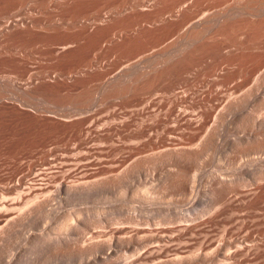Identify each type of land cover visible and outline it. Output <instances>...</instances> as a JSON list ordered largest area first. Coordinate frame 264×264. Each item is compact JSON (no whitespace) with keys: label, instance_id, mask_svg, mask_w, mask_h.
<instances>
[{"label":"rangeland","instance_id":"1","mask_svg":"<svg viewBox=\"0 0 264 264\" xmlns=\"http://www.w3.org/2000/svg\"><path fill=\"white\" fill-rule=\"evenodd\" d=\"M31 1L34 3L33 0H31ZM31 1H30V5L32 6L33 3ZM27 4H29V1ZM26 10H28V11L31 10V11L26 12ZM26 10H25V12L18 13L16 16L15 15L14 16L16 18H18V15L21 16L24 13H26V15H30L29 13H31V12H33L31 15H35V16H39L38 14L40 12H41L40 16H44V15L46 16L47 14H49V13H47L48 12L47 10L43 11L45 14H43L42 11L38 12V11H35L34 9H33L34 10L33 11L31 8H28ZM34 12L37 13V15ZM14 16H12V18L11 17L10 18L16 19ZM2 18H5V19H2ZM0 19H1L0 20V31H1V27L5 23L4 21L9 20V17H1ZM0 37H2V36H0ZM2 38H0V45H4V46L8 47L9 52H10L9 54H11L10 55L11 57L18 58V55H19V58H20V56L21 57L23 56V55H21V54H23V52L20 49L18 51L17 48H14L16 46L22 47L26 50L30 49V51L33 50V52H31L32 56L29 57L30 59L28 62V67H30L33 71L40 69V66H42V64L46 65V66H51V64H49V63L45 64L43 62V61H45L44 59H40L41 57H43L41 55V53H42L41 49H39L40 50L39 51L37 49V46L35 45V43L32 40H28V39L26 40V39H20V38H10L9 39L7 37H5L3 39ZM1 39H2V41H1ZM160 44L161 45L158 44L157 46L155 44H153V46H150L149 49H147L146 51L141 52V53L138 52V53H134V54L133 53L129 54L126 52H125V55H124V52L119 53V54L116 52L113 53L112 49L108 48V47H107V49H105L107 51L103 50V51H100V53L98 52L96 54L97 55L96 59H98V61L102 64V66H103L102 68L105 69L107 66H109V67H107L109 69H105V71L102 69L103 79L106 80V77L109 76L107 79V80H109V79H112V77L114 78V77L118 76L119 73H121L123 71L126 64L131 65L135 62H140V61H141L140 63L143 64V63H146L148 61V59H153L154 57H156L155 55H157V54L159 55L161 53L162 50H160V49L164 48L163 47L164 44L163 43H160ZM160 46H161V48L159 49ZM12 47L14 49H12ZM153 47H154V49H153ZM108 50H110V51H108ZM16 51H18L20 54L17 53ZM34 52L38 56H36L34 54ZM145 52L146 53L151 52V53L148 57L143 58V55H144L143 53H145ZM14 53H16L18 55H15ZM152 53H154V54H152ZM99 55L103 58H100ZM104 55H105V57H104ZM140 55H141V57H140ZM35 57H37V58H35ZM142 58H143V60H141ZM36 60H39V62H37ZM105 60H107V62H105V64H104ZM107 63L109 65H106ZM195 67L197 68V66H194V68H192L189 71V73L192 74L193 76L196 74L194 77H197V72H196L197 69H195ZM121 68H122V71H121ZM262 68L263 67H261V69ZM18 70H20V68L18 66H16V64L13 61H11V60L3 61V62H2V60L0 61V79H2V80H0V84L3 87L2 88L0 86V89L2 91V94L0 96V104H7V107H8V108L6 107L4 109H0V199H2V200L6 199L7 201L9 200L8 202L5 201L6 203L4 201H2L0 205L3 206L2 204H6V208H8L7 205H9V207H11V209L13 206L16 207L19 205V207H20V209L16 208L17 210L16 211L14 210L15 211L14 213H13L14 207L12 210L10 209L12 212L8 208L10 213H9V211H5L6 210L5 205L3 206V208L5 210H3V208L0 207L1 208L0 210H2V211H0V219H2V220H0V264H102V263L104 264L105 262H106L105 264H107V259L108 260L113 259L112 261H109V264H110V262L111 263L113 262L112 264H114V262H115V264H116V259L118 262L117 264H119L120 260L121 261L123 259L127 260L128 257L124 258L127 253L128 254L130 253L129 256L136 253V252H134L131 254V252H133L134 250L131 249L132 250L131 251L129 249L130 247L132 248V244H133L132 242L133 241H136V239L139 236H141L142 233L144 235V234L156 232V231L160 232V234H164L162 236V238L165 236L164 242L166 241V244H169V247H168V245L166 246V244L162 245V243H164L163 242L164 238L159 239L158 240L159 242L158 241L153 242V240H152V242L155 244H156V242H158V245L165 246V249L163 248V251L159 250V248H158L159 246L157 244L156 245L155 244L150 245L151 244L150 240L148 242L144 241L143 243H141V246L143 247V245H145L147 248L144 249L145 246L143 248H140L141 246H139L140 249L138 248L136 250L137 253L139 251H142L141 249H143L144 252L143 253L141 252L140 254L138 253V255H140V258L136 255L137 253L134 254V255H136V257H138L137 259L134 258V260H132L130 257V259H131L130 260L128 258L129 261H131V263H129V264H160L159 262H161V263L163 262L162 264H178V263L179 264H203V261H205L204 264H212V263L215 264L216 262H217L216 264H218V259H219V261L222 260L221 262H219V264L220 263L223 264L224 260L221 258L225 259V257H224L222 252L225 251L224 253H226V250L229 247L231 248L232 244H233L232 247L236 248L237 250L234 248H231V249L229 248V250L230 251L232 250V251L229 252V250H227L228 252L225 255L229 256V253H232L230 255L231 256L234 255V257L230 258L228 260L225 259V261L227 260V262H228L230 260V261H232V264H234V263L235 264H264V257H263L264 256V215H263L264 214L263 213L264 212V207H263L264 205H261V204H264L263 200H262V203H261V201L258 200L261 206L257 203L258 201H255V202L259 206L255 202H254L255 205L253 204L255 207L252 205H246V204L243 206V203H241V202L244 201V196H242V195L246 191H244L243 190L244 188L242 189V187H241L240 191L238 190V193H236L234 191H229L228 193H231L232 196L227 193L226 196L230 195V197L228 196L227 197L228 199L225 198V199H223V201L222 200L216 201L217 199H215L216 198L215 193H213V195H215V196H213L214 200L211 199L212 198V191L215 189V184H217V182H219L220 180L226 181V179H228L227 181H229V179H231V178H232L231 180H233L238 175L240 176L241 174H243L245 171L248 170V168H249L248 166L250 165V159L252 157L263 155L264 150L263 151H258V150L254 151L253 155H255V156L252 155V152L250 153V150H249V152L247 150V153L245 151L246 154L243 153L245 149L250 148L248 145L249 141L251 139L250 136L252 137L256 133V131H258V130H257V128L256 129L253 128V130H252L251 125H249V123L243 118V116H239V115H241L242 112L238 111L237 114H236V112L231 113L228 116L229 118L226 115L227 119L225 117L222 118L220 113L217 112V111L220 112V109H221L220 107L222 104L221 100L222 99L225 100L226 98H228L227 94H229V96H230L233 92L232 91L233 89H235L236 93L233 92L232 95H233V97H235L238 94H241L242 92L244 93L245 90L246 91L248 89L250 90L252 88L251 84H253V86H255L254 84L256 83V81H255V83H253V82L256 79L255 77H256L258 72H255L254 73L255 75L253 74V75H249L248 77H243V79H242V77H240V78L239 77H233L224 83H221V84L219 83L216 85H209V86L207 85L206 81H199L198 78L196 79L193 76H190L188 73L189 78L195 79L192 81L193 83L195 82V84L193 85L194 88L196 87V90L200 91V92L204 91L203 94H206L207 91H214L215 89L218 90L220 87H223L225 90L223 88L221 89V91H220V89L218 90L219 98H220L219 99L220 103L218 102L219 104L215 103V101L213 102L214 105H212L211 103H207L206 97H204V100L202 101V103H204V105L205 104H211L212 105V107H211V114L212 115H210V117H208L207 119H203L204 121L203 120L201 121L200 128L196 132L191 133L187 136H182L178 133H173V134L171 133V135H170L169 132L166 131V127L170 128L171 125L174 124V122L171 121V120H173L171 118L173 116V112L171 115H167L165 119L163 118L164 117L163 111L168 107V102L166 100H164L165 94L163 93L162 89L157 88L161 93L160 92L156 93L158 91L157 89H155L156 91L150 92V93H153V94H151L152 96L146 91H142V93L140 92V94H138V96H137L138 98H142L141 99L142 102L140 104H136V102H132L129 99L121 98L122 96H120V98H117V97H119L117 95L115 97L110 98L111 101L109 99H108L109 100L108 101V100H99V99L95 98L96 103H95V99H93V101H91V103L93 102V104H95V105L90 103L89 106L92 105L91 106L92 108L91 107L89 108V106H88L87 107L88 109L84 108V110H83L84 112L82 111L80 114V110L77 109V108H80L78 102L76 101V103L78 105H73V103H72L73 101H71L72 98H68L67 96H65V98L64 97L62 98L63 95H61V94H60L61 95V97H60V95H58L57 93H55V94H49L48 93L47 94V92L38 91L37 92L38 94L36 93L34 96H32L30 98L27 97L28 100L25 99L26 97H22L21 95H20L21 97L18 96L19 91L17 90V88L15 86H13L15 83L17 84V83L22 82V81H20V79L15 77V75L18 76V73H19ZM194 71H195V73H194ZM110 76H112V77H110ZM210 78H212V77H210ZM191 79H190V81H191ZM249 79H250V81H249ZM238 80H240V81L242 80V82H238ZM247 81H249V82H247ZM6 82L8 84L10 83L11 87L8 84H7L8 86L3 85ZM13 82H14V84H13ZM199 82H200V84H199ZM231 84H233V85H231ZM195 85H197V86H195ZM203 85H204V89H203ZM220 85H222V86H220ZM12 86L16 90L12 89ZM243 86H245V87H243ZM6 87H8L9 89ZM230 87H231V89H230ZM4 88H6V89L3 92ZM246 88H248V89H246ZM201 89H203V91H201ZM236 89H237V91H236ZM254 89H255V87L252 88L251 90L253 91ZM262 90L264 91V89L262 88L261 90H259V92H262ZM6 91L9 94L5 93ZM226 92H228V93H226ZM12 93H14V94L12 95ZM248 93H250V92L248 91ZM143 94H146V96L145 95L142 96ZM156 94L160 95V96L157 97ZM161 94H162V96H161ZM222 94H224L226 96H224ZM245 95H247V94L245 93ZM153 96H155V98L156 97L157 98L155 99V98H153ZM238 96H244V94L243 95L241 94ZM66 97H67V99H66ZM95 97H98V95H96ZM6 99H8V100L6 101ZM21 99L22 100L24 99L26 101L24 102V100L22 101ZM69 99H70V102L67 101ZM147 99H149V100L152 99L154 102L161 101V99L164 101L160 102L162 105H158V107L155 105H153V106L151 105L154 108L156 107L157 108V109L155 108L156 110L150 106L149 108H145L144 111H141V112H143L142 115L144 117L141 115V112L138 113L139 115L138 114L134 115V117L132 118V120L130 122V127H129V129L132 128L131 134L129 132L128 133L126 132V134H128V135H126L125 133H123L124 136H123V134H118V136L115 135L114 137H116V138L113 137L112 138L113 140H111L109 142L105 141L103 143V141H102V145H104V146L100 145L99 143H101V142L97 141L95 139L94 140L97 143L96 142L93 143L92 141H94V140H92L90 142V144L92 146H93V144H96L95 146L98 145L97 147H99V148H97L95 146H93L91 148H87L86 146L83 147V145L78 144L76 139L72 138L71 136H68L67 133H64L61 130L63 128L62 124H59L60 123L59 120L61 121V119L64 118L63 116H65L64 113H66V115H71V114L73 115L75 113L74 114L75 116L78 115L80 117V116L84 115L85 112L91 111V114L89 116H88V114H87V116H85V115L82 116V119H84V121H85L84 125H87L90 122H93V123L95 122L94 127L97 124H100V126H101V125H103L101 123H104V122L109 123L112 120L114 121V118L118 121L123 116H127L131 112L128 110H131V108L133 111H135V109L137 110V108H139L145 102H147ZM1 100L4 102H1ZM73 100L75 101V99H73ZM11 101H13V102H11ZM31 101H33V102H31ZM122 101H123V103H122ZM16 102H17V104H16ZM183 103L181 104L182 107L183 106L188 107V104H187V103H189L188 101L185 102V105ZM20 104H23L26 107H24L23 105H20ZM186 104H187V106H186ZM11 105L12 106L13 105L19 106L20 111L17 112L15 110H13L12 107H10ZM35 105H37L36 107H38V108H36ZM181 105H179L178 108L181 107ZM21 106L24 108H22ZM95 106H96V108L98 106V108L95 109ZM213 106H215V107H213ZM126 108H127V111H126ZM160 108L162 109V111L159 114L160 120L157 121L158 123L157 122L153 123V121H150V119H149L151 116L150 113L152 114V113H154V111L157 112ZM213 108L214 109L216 108V109L214 110ZM93 109H95L96 112L98 111V113H96L95 111H93L94 112L93 113L92 112ZM147 109H148V112L146 111ZM5 110H7V111H5ZM122 110H124V112ZM212 110H214V111H212ZM145 111H146V113H145ZM113 112H115V113L113 114ZM119 112H121V114L123 116L121 114H120V116H117V115H119L118 114ZM82 113H84V114H82ZM124 113H126V115ZM147 113H148V115H147ZM215 113H217L218 115L217 114L216 115L223 119V120H221L218 117L219 122L221 121L220 123L218 122V120H217L218 118H217V116H215ZM56 115H58V116L62 115V118L58 117ZM113 115H115V116L113 117ZM146 115L148 116L147 118H146ZM75 116H72V117H75ZM135 116H137V117H135ZM77 117H75V118H77ZM94 117H95V120H94ZM139 117H141V118H139ZM241 117L245 121L242 122L241 121L242 119H240ZM211 118H212V120H211ZM80 119H81V117H80ZM110 119H111V121H110ZM145 119H147V120H146V122L144 121L145 126H144V130H142L144 132L137 131L136 129H137L138 122H140V120L143 121ZM166 119H168V121H166ZM100 120H102V121H100ZM48 121H50V122H48ZM107 121H109V122H107ZM117 121H114V122H117ZM149 121L151 122L150 124H149ZM164 122H166L167 124L166 123L164 124ZM211 122H215L216 124L214 123L215 124L214 125ZM244 122H247L246 124H248V126ZM152 125H154V126H152ZM163 125H165V126H163ZM203 125H206V126H203ZM212 127H214V129ZM148 128H151V129H148ZM202 128H204V129H202ZM163 130H165V134H163L161 132ZM134 131L136 134L134 133ZM198 131H201V133H199ZM251 131L252 132L254 131V134ZM132 133H134V136ZM140 133H141V135H144V136H141ZM159 133H160V135H161V133L163 134V135H161L163 138L159 136ZM166 133H167L168 137L166 136ZM195 133H197V134H195ZM250 133H252V134H250ZM64 134H65V136H64ZM129 134L132 136H130ZM176 134H177V136H176ZM172 135H175L177 137V139H175V136H172ZM178 135H180V136L178 137ZM192 135H194V136H192ZM195 135H196V137H195ZM169 136H172L171 139H169L170 138ZM156 137H158V138L156 139ZM204 137H206V138H204ZM179 138H181V139H179ZM174 139H175V141H174ZM169 140H171L172 142ZM112 141H114L113 143H115V142L118 143V146H116V143L113 145ZM178 142H179V144H178ZM206 142H208V143H206ZM174 143H176V145ZM110 144H111V147H110ZM168 146H169V148H168ZM175 146H177V148ZM186 147H187V150H189V151H193V150H191V148H193L194 149L193 152H195L197 150L196 147H198V149H200V151L202 153L200 151L198 152V150H197L198 153H196V154L194 153L192 155L193 156L192 158L194 160L190 159L192 162L190 160H183L184 163L181 162V164H180L181 168H179L178 158L173 157V156H175V154L172 157H168V155L167 156L163 155L162 156L163 158H160V164L159 163L156 164L157 162H155V161L157 159L152 160L153 159L152 157L158 154L157 153L154 155V153H156V151L157 152L160 151L159 153L163 154L165 152L163 150L168 149V152L169 151L173 152L172 150H174V148L175 149H182V148L186 149ZM116 148H117V150H116ZM170 148H172V149H170ZM241 148H243V150ZM109 149H110V151H109ZM84 150H85V152L87 151L89 153H87V152L85 153ZM94 150H97V151H94ZM107 150L109 152H106ZM82 151L84 152V156L80 155V154L83 155V153H81ZM91 152H93V153H91ZM236 152H240V153L236 154ZM259 152L262 154L259 155ZM65 153L66 154L69 153L72 156H69V154L66 155ZM75 153L77 154V156L75 155ZM110 153H112V154H110ZM96 154L99 155V159H100V157L103 158V161L101 160V163L98 160V156L94 157V155H96ZM150 154L152 155V157ZM108 155H110V156H108ZM113 155H115V156H113ZM194 155H195L196 159L194 158ZM198 155H202V156L198 157ZM238 155H239V158H238ZM250 155H251V158L249 157ZM111 156H113L114 158H117V159L115 160ZM147 156L150 159L146 158ZM240 156H241V158H240ZM84 157H86L87 159L90 157L89 159L90 160L92 159L93 162H90V163L88 162V164L85 163L84 161H86L87 159ZM105 157H106V159H104ZM144 157L147 159V161H149V160L150 161L147 163L146 159H143ZM60 158H61V160H60ZM108 158H110L109 159L110 161L107 160ZM199 158H201V159L199 160ZM62 159H64V160H62ZM89 159L87 161H89ZM93 159H95V160H93ZM111 159H113V160H111ZM142 159L146 163H144V164L141 163V161H143ZM167 159L169 160V162ZM171 159H172V163L170 166L169 163H170ZM75 160H76V162H75ZM81 160L82 161L84 160L83 163ZM96 160H98V161L95 163ZM137 160L138 161L140 160L141 164L140 163L137 164L138 163ZM195 160H196V162H195ZM197 160H199V161H197ZM65 161L68 163H66ZM151 161H153L152 165L154 164L155 165V166L153 165L154 167L152 165H148ZM165 161H167L168 163ZM64 162H65V164H64ZM69 162H72V163L70 164ZM111 162H114V163L111 164ZM173 162H175V164ZM190 162H191V165H190ZM55 163H56V166H58V168L55 166ZM135 163L137 165V169H136V167H134ZM247 163H249V165ZM61 164H64V165L62 166ZM109 164H111L112 166H110ZM161 164H163L164 167H162ZM183 164H185V165L183 166ZM193 164H195V166L190 167ZM59 165L62 166V167H60L62 170L59 168ZM99 165H100V168H98ZM138 165L140 167H138ZM142 165H145V166L148 165V166L147 167L143 166V167H145V168H143ZM160 165H161V167H160ZM172 165L175 166V168L177 167V165H178V167L176 169L174 168L175 170H173ZM200 165L203 167H201ZM49 166H50V168H49ZM82 166H83V168H82ZM89 166H92L91 169L89 168ZM96 166H97V169L95 168ZM168 166H169V168L171 167L170 169H171V171L173 170L172 172L170 170H168L169 169ZM43 167H44V169H43ZM75 167L77 168V170ZM85 167H86V169H84ZM152 167H153V169H152ZM45 168L46 169L48 168V171L52 170V173L47 172V170ZM70 168L71 169L74 168L75 170H72V173H71ZM138 168H140L141 170ZM189 168H192V174H191L192 176H190L189 178L187 176L183 177V182H185V183L183 184V182H182L181 184H183V185L182 186L179 185L180 188H177L179 186H176L178 191L172 185H171L172 187L170 188V183H168V181H166L168 179V175H166V174H168L170 172L172 174L173 172L177 171V169H179V170L180 169H186L185 171L188 170L191 172V169H189ZM33 169L35 170V172L33 171ZM40 169H42V171H40ZM56 169L61 170V172L58 170H57L58 171L57 172ZM66 169H68V170L66 171ZM82 169H84V170H82ZM44 170H46V171H44ZM79 170L80 171L82 170V171L79 172ZM86 170H87V172H85ZM166 170L170 171V172H167ZM36 171L42 172L43 175L42 176L37 175L38 177H36V175H35V173L37 174ZM93 171H94V173H93ZM147 171H149V172H147ZM159 171H160V173H159ZM45 172L49 173V174H46ZM64 172L66 174H64ZM67 172H69L70 174L67 175ZM75 172H76V174H74ZM190 172H184V173H185V175H187V173H188V176H189ZM33 173L35 175L34 178L32 176ZM82 173L86 176L81 177L80 175H82ZM144 173H145V175H144ZM152 173H153V176H152ZM50 174L52 176H49ZM71 175H72V177H71ZM77 176H79V177H77ZM21 177L24 179H22ZM39 177L41 178L40 180H38ZM47 177H49L51 180ZM63 177H65V178H63ZM68 177L74 181L78 178V180H76L75 182H78V181L82 182L81 180L87 182V180H90V179L91 180L88 182V184L86 183V184H83L80 186H78V185L73 186L74 188L70 189L73 191V193L70 190L65 191L63 189H58V184H59V182L63 181L62 179H66V181H68V180L71 181V179H69ZM83 177H85V178H83ZM20 178L22 179L23 184L26 182L23 186L25 191L24 190L20 191V189L18 191V188L12 187L13 184H15L16 181ZM42 178L43 179L46 178L45 181ZM26 179H27V181H26ZM29 179H30V181H29ZM162 179H166V180L163 181ZM190 180L193 182H190L188 185V182ZM31 181H32V183H29ZM120 181H122V182H120ZM33 182L35 184H33ZM42 182L44 184H42ZM145 182H147V183L145 184ZM152 182L157 184L158 186L160 184L161 185L163 184L162 186L161 185L159 186V190H160L159 193L155 192L156 190H158L157 189L158 186L157 185L155 186L154 184L152 185ZM36 183H37V185H36ZM39 183L41 185H48L47 186L48 190L47 189L44 190L40 195L37 194V195H39L38 197L35 194L34 197H36V198H34L33 196H25L24 195V193L26 192V189L28 188V186L30 184H31L30 186H32V185L39 186L40 185ZM191 183H193V184H191ZM165 184H166V186H165ZM25 186H26V188H25ZM167 186H169L168 187L169 189H167ZM78 187L79 188L84 187L85 189H83V188L79 189ZM141 187H143V188H141ZM149 187H153L156 190L153 191L152 190L153 188L150 190ZM21 188H22V186H21ZM75 188H78L79 191H77L78 189H75ZM144 188L145 189L147 188L149 191H153L152 194L150 192L149 193L150 196H149L147 192H144L145 194L147 193L146 194L148 196L147 197L143 193ZM173 188H174V191H173ZM191 188L193 190H191ZM80 190H81V192H80ZM85 190H86V192H85ZM136 191H138V192H136ZM141 191H142V193H141ZM190 191L192 193H190ZM19 192H21V193L19 194ZM44 192H47V194H45ZM233 192L235 194H233ZM142 194H144V197ZM237 194L238 195L240 194L241 196L239 195V197L236 198V196H238ZM19 195H21V196L19 197ZM151 196H153V197H151ZM22 197H23V200H22ZM27 197H28V199H29V197L33 198V199L27 200V202H26L24 200ZM12 199H14L15 201L12 202L13 201ZM207 200H208V203L213 202L216 204H220L221 206L224 205V207L221 208V206H218V205L215 206V207H217L219 212L217 209H216L217 212L214 210L215 213L213 214V216H210V214L205 213L203 215L206 216L208 214L206 216L207 219H205V216L202 215L203 216L202 219L200 217L199 218L200 221L197 222L198 214H196L194 212V214L197 215V217H195V215L192 214L193 210L195 208H196L195 211L198 209L196 206H199V208H201L204 205V202L206 204ZM238 200H240L239 201L240 204L238 203ZM23 201H24V206L22 204ZM10 202H12V203H10ZM15 202H16V205L13 204ZM221 202H222V204H221ZM25 203H26V205H25ZM234 203L235 204L237 203V205H235ZM199 204H201L202 206ZM216 204H214V205H216ZM20 205H22V206H20ZM215 207H213V209H215ZM218 207H220L221 209ZM242 207H244V208H242ZM39 209H40V211H39ZM188 209H189L190 213H188ZM190 209H192V212ZM246 209L248 211H246ZM167 210H168V212H165ZM199 210H197V211H199ZM240 210H243V211H240ZM249 210H251L250 211L251 213L249 212ZM257 210L259 211L260 214L258 213ZM260 210H262V211H260ZM212 211L213 210H211V213L214 212V211L213 212ZM186 212H187V214H190L191 216L194 215L192 219L197 218V220H196L197 223L194 224V227H193L194 229L192 228L191 231H185L184 232V231H180V230H182V225L180 226V224H183L185 222V220L183 218L185 217ZM172 215L175 218H177L176 215H179V217H180V215H182L183 218L182 217L181 218L183 219V222L182 223L179 222L180 224L176 225L175 223H177L180 219H179V217H178L179 220L174 219ZM214 215H216V216H214ZM13 216H14V218H12ZM129 216H131V218ZM171 216H172V218H171ZM199 216H201V215H199ZM9 217L11 220H9ZM169 217L172 219V221L170 219L168 220ZM67 218H68L67 223H69L67 225H69V226H67L66 223L62 224V222L65 221ZM220 218H221V220H220ZM237 218L239 219V221ZM256 218H257V220L259 219V221H257ZM6 220H7V223L5 222ZM166 220H167V222H166ZM173 220H175L174 221L175 223L173 222ZM71 221H72V223H71ZM170 221H171V223H170ZM180 221H182V220H180ZM205 222H207L208 225H210V223H211V225L208 226ZM133 223L135 224V226ZM75 224L76 225L78 224L77 225L78 227L76 226V228H75L74 227ZM121 224H122V227H125V228H119V230H118V227L119 226L121 227ZM137 224H138V226H137ZM172 224H175L176 226L174 225L175 227H172L171 226ZM197 224H198L197 229L199 231L198 230L196 231V228H195V227H197ZM199 224H200V227H199ZM205 224L207 226L204 227L203 225H205ZM139 225L142 228L139 227ZM237 225H239V226H237ZM159 226H160V228H159ZM163 226H165V227H163ZM65 227H66V229H65ZM157 227L159 228L158 230L156 229ZM203 227H204V229L200 230V228H203ZM149 228H152V230ZM153 228H155V229H153ZM161 228H162V230H161ZM172 228H173V230H171ZM114 229L115 230L117 229L118 231L116 230V232L114 233L113 232V231H115ZM175 229H176V231H175ZM128 230H129V232H127ZM131 230H133L134 232L136 231L138 234L132 232ZM125 231L127 234L124 233ZM206 232H208V233H206ZM113 233L116 235H114ZM168 233L173 234L172 236H174V237H172L170 235L168 236L167 235ZM192 233H194V234L196 233L195 237L192 235ZM118 234H120V235H118ZM125 234L127 236L129 234V236L124 237ZM119 236H121V237L123 236L122 237L123 239H121V237H119ZM135 236H137V237H135ZM254 236L257 238L255 239ZM131 237L133 238V240ZM185 237H187V238H185ZM129 238H131V239H129ZM215 238L217 240H215ZM252 238H254L255 240L258 239L256 242L261 240L260 242H262V243H260V249H259L260 251L258 250L259 252H257L255 255L253 253H249L248 254L249 256L248 255H242L243 249L240 246L245 244L246 240L248 242V240H250ZM124 239H126V240H124ZM202 239L203 240L207 239V240L203 243ZM242 239L244 240V243L241 244V243H239V241ZM119 240L120 241L122 240L121 242H123V240H124V242L121 243V242H119ZM170 240L172 241L171 244H170V242H171ZM193 240L195 242H193ZM201 240H202V242H201ZM223 240H225V241H223ZM167 241H169V242H167ZM175 241H177L176 244L175 243L173 244V242H175ZM182 241L183 242L186 241L189 245L185 246L184 244H187V243L185 242L184 244H182L183 243ZM211 241H212V243L210 245ZM219 241L223 244H218L217 246L221 245V248L217 250L218 247L216 246V244L219 243ZM88 242H90V243H88ZM93 242L97 243L96 249L93 251H88V252L85 251V248ZM145 242L148 245L145 244ZM82 243H83V245H82ZM85 243H86V247H85ZM159 243H161V244H159ZM200 243L202 245L203 244L204 245L201 246ZM235 243L236 244L239 243L238 245H240V244L241 245L240 246L236 245L237 246L236 247ZM180 244L184 247H182ZM224 244H225V246L227 244L228 245L230 244V245L228 248H226V247L223 248ZM170 245H172V246H170ZM110 246L112 249L110 248ZM128 246H129V248H128ZM215 246L217 247L216 249H214ZM202 247L203 248L205 247V249H202ZM148 248L149 249H151V248L156 249L157 253L159 251H161V252L158 253L159 255H157L156 252L155 253L151 252L152 253L151 254L148 252V250H149ZM171 248H173V250ZM212 248H213V251H212ZM107 249H109V250L111 249L110 253H112L113 256H112V254H111V256H109L110 253H108L109 250H107ZM122 249H123V252L121 254L120 250L122 251ZM167 249H168V251H167ZM186 249H187V251H186ZM207 249H209L210 252L207 251ZM239 249L240 250L242 249V251H240ZM115 250L118 251L117 254H116ZM184 250H185V252H182ZM199 250H202V252L201 251L199 252ZM215 250L217 253H215ZM235 250L237 252H235ZM106 251H107V253H106ZM189 251H191L192 253L191 252L189 253ZM170 252H172V253H170ZM179 252H181L179 255H182V256L184 255V257H187L189 255H190V257H192V255H193V257L195 255L196 256L194 257V259L187 257V258H185V259L183 258V260H181L182 256L177 255V253H179ZM104 253L107 256L106 255L103 256ZM153 253H154L155 257L153 255ZM165 253L168 255V257ZM149 254H150V257H149ZM186 254H188V255L186 256ZM115 255H117L118 257L116 256V258H115ZM121 255H123V256H121ZM152 255H153V257H152ZM108 256H109V258H108ZM120 256H121V259L119 258ZM146 256H148V257H146ZM161 256L164 258L165 261L163 260V258L161 259V261H159ZM172 256H174L175 258L178 256V259L181 260L182 262L177 260V258L175 260H173L174 257L171 260L170 258H172ZM253 256H255V257H253ZM133 257H135V256H132V258ZM141 257L142 258L144 257V258L142 259ZM196 257L197 258L199 257L201 259L199 260V258H198V260H197ZM250 257H252V258L250 259ZM105 258H106V260H105ZM154 258H155V260H154ZM242 258H244V259H242ZM213 259H214V261L216 259V262H214V261L212 262ZM100 260H102V261H100ZM103 260L105 262H103ZM156 260L159 262H157ZM153 261H154V263H153ZM209 261H211L212 263H210ZM136 262H138V263H136ZM166 262H168V263H166ZM184 262H187V263H184ZM225 264H227V263H225Z\"/></svg>","mask_w":264,"mask_h":264},{"label":"bare ground","instance_id":"2","mask_svg":"<svg viewBox=\"0 0 264 264\" xmlns=\"http://www.w3.org/2000/svg\"><path fill=\"white\" fill-rule=\"evenodd\" d=\"M28 1H29V4H27ZM30 1L31 0H0V18L1 17H9V20H6V21L3 20L5 23L1 27L0 36H2V37L4 36L3 38L7 37L9 39L10 38H20V39L32 40L35 43V45L37 46V49L38 50L41 49V52H42L41 55L43 57H41L40 59H44L46 61V62L43 61L45 64H47V63L51 64V66H46V65L42 64V66H40V69H38L36 71H33L30 67H28V62H29V59H30L29 57L32 56L31 52H33L32 49H31L32 51H30V49L26 50V49H24L22 47L16 46L14 48H17L18 51L20 49L23 52V54H21L23 56L22 57L20 56V58H19V55L14 53L15 55H18V58H14V57L10 56L11 54H9L10 52H9V49H8L7 46L0 45V61L2 60V62H3V61L11 60V61H13L16 64V66H18L20 68V70H18L19 71V73H18L19 77L16 76V75H15V77L20 79V81H22V82L17 83V84L16 83L14 84V82H13V84H14L13 86H15L17 88V90L19 91V95L16 93L18 96L21 95L22 97H26L25 99H27V97L30 98V97L34 96L38 91L47 92V94L48 93L49 94L57 93L58 95L61 94V95H63L62 98L63 97L65 98V96H67L68 98H72L71 101H73L72 102L73 105H78L79 104L80 108H77V109L80 110V114H81V112L84 110V108H87L89 106V104L91 103V101H93V99H95V98L99 99V100H108V99L110 100V98L115 97L117 95V96H119L117 98H120V96H122L121 98L129 99L132 102H136V104H140L142 102V100H141L142 98H138L137 97L138 94H140V92L142 93V91H146V92H148L151 95L153 93H150V92L156 91L155 89L158 88V89H162L163 90V93L165 94L164 100H166L168 102V107L163 111V115H164L163 118L165 119L167 115H171L172 112H173V116L172 117L170 116V117L173 119L171 121H173L174 124H172L170 128L166 127V131L169 132L170 135H171V133L172 134L173 133H178V134H180L182 136H187V135H189L191 133L196 132L200 128L201 121L203 119H207L208 117H210V115H212L211 114V107H212V105H214L213 102L214 101H215V103L219 102L220 98H219L218 90L220 89V91H221V89L223 88V87H220L218 90L215 89L214 91H207L206 94H203V92H204L203 91L204 85H203V89H201V91H203V92L197 91L196 87L194 88V86H193L195 84V82L194 83L192 82L195 79H191L188 76L189 71L192 68H194V66H197V68L195 67V69H197V71H196L197 72V77H194L196 74L193 76L192 74L189 73V75L193 76L196 79L198 78L199 81H206L208 86L209 85H216V84H219V83L220 84L224 83V82H226L227 80H229L230 78H233V77H239V78L242 77V79H243V77H248L249 75H253L255 72H258L256 77H255L256 79L253 82V83H255V81H256V83L254 84L255 86H253V84H251L252 88L255 87V89L253 91L251 90L252 89L251 87H250L251 91L248 88H246V89H248L247 91L245 90L244 93L240 92L242 95L244 94V96H238V95H241V94H238L237 96L233 97L232 94H233V92H235V89H233L232 90L233 92L231 91L232 94L230 96H229V94H227L228 98H226L225 100L224 99L221 100V102H222L221 107H220L221 109H220V112L219 111H217V112L220 113L222 118L225 117L226 119L231 113L236 112V114H237L238 111L242 112L241 115H239V116H243V118L249 123V125H251V127H252L251 129L252 130H253V128H255V129L257 128L258 131H256L255 134H254V131L253 132L251 131L254 135L252 137L250 136L251 139H250L249 144H248L250 148H248V149L244 148L245 149L244 152L242 151L243 148H241L242 149L241 151L243 153H245V151H246V153H247V150H248V152L250 150V153L252 152V155H253L254 151H257V150L258 151H263L264 150V138H263L264 137V91L262 90V92H259V90H261L262 88L264 89V0H33L34 3L31 1L33 3L32 6L30 5ZM28 8H31L32 10L34 9L35 11H38V12L39 11L43 12V11L47 10L48 11L47 13H49V14H47L46 16L45 15L44 16H40L41 15V12H40L38 14L39 16H35V15H31L33 13V12H31V13H29L30 15H26V13H24L25 15L24 14H22L21 16L18 15V18L15 17L18 13H23ZM30 11L26 10V12H30ZM35 14L37 15V13H35ZM43 14H45V13L43 12ZM12 16H14L16 19H11ZM2 19H5V18H2ZM2 37H0V38H2ZM2 39H1V41H2ZM160 43L164 44V46H163L164 48L160 49L161 48V46H160L159 49L162 50L161 53L159 55L158 54L155 55L156 57H154L153 59H148V61L146 63H143V64L140 63L141 61L140 62H135V63H133L131 65H127L126 64V66L124 67L123 71H122V68H121L122 72L119 73L118 76H116L114 78L112 76H110V77H112V79H109V80H107L109 76L106 77V80L103 79L102 69L105 71V69H109V68H107L109 66H107L105 69L102 68L103 67L102 64L98 61V59H96L97 58L96 54L98 52L100 53V51H103V50L107 51L105 49H107V47H108V48L112 49L113 53L116 52L118 54L119 53H123V52H124V55H125V52L129 53V54L130 53L134 54V53H138V52L141 53V52H144L147 49H149V47L153 46V44H155L157 46L158 44L161 45ZM14 48L12 47V49H14ZM153 49H154V47H153ZM18 51H16V52L19 53ZM108 51H110V50H108ZM145 53H143L144 54L143 58L144 57H148L151 52L150 53H146V54ZM34 54H35V52H34ZM152 54H154V53H152ZM36 56H38V55H36ZM104 57H105V55H104ZM140 57H141V55H140ZM35 58H37V57H35ZM100 58H103V57L100 56ZM143 58L141 60H143ZM36 61L39 62V60H36ZM105 62H107V60L104 61V64H105ZM106 65H109V64L107 63ZM261 67H263V68L261 69ZM194 73H195V71H194ZM210 77H212V78H210ZM190 79H191V81H190ZM0 80H2V79H0ZM249 81H250V79H249ZM249 81H247V82H249ZM238 82H242V80L241 81L238 80ZM7 84L8 83L6 82L3 85H6V86L9 85L11 87L10 83L8 85ZM199 84H200V82H199ZM233 84H231V85H233ZM222 85H220V86H222ZM0 86H1V84H0ZM13 86H12V89H14ZM195 86H197V85H195ZM231 87H230V89H231ZM243 87H245V86H243ZM6 88H8V87H6ZM6 88L3 89V92L5 91ZM14 90H16V89H14ZM236 91H237V89H236ZM248 91L250 93H248ZM158 92H160V91L158 90L156 93H158ZM5 93L9 94L7 91ZM226 93H228V92H226ZM245 93L247 95H245ZM1 94H2V91L0 89V96H1ZM13 94L14 93H12V95ZM61 95H60V97H61ZM96 95H98V97H95ZM144 95L146 96V94H143L142 96H144ZM222 95H224V94H222ZM155 96H153V98H155ZM158 96H160V95H157V97ZM161 96H162V94H161ZM224 96H226V95H224ZM67 97H66V99H67ZM204 97H206V102L207 103H211L212 105L211 104H205L204 105V103H202V101L204 100ZM73 99H75V101ZM96 99H95V103H96ZM7 100L8 99H6V101ZM148 100L149 99H147V102H145L142 106L137 108V110L135 108H134L135 111H133L132 108H131V110H128V111H131V112L127 116H123L121 114V112L122 111L124 112V110L119 112L118 113L119 115L116 114L117 116H120V114L123 116L118 121L114 118V121H117V122H114L113 120L111 121V119H110L111 122L107 121L109 123H106V122H104L105 124L101 123V124H103L101 126H100V124H97L94 127V125H95L94 123L95 122L94 123L90 122L89 124L84 125L85 121H84V119H82V116H84V115L87 116V114L89 116L91 114V111L85 112V114L82 113L84 115L80 116L81 119H80V117L77 114L76 115L79 118L77 116H75L74 112H73L74 113L73 115L72 114L71 115H66V113H64L65 114V116H63L64 118H62V115H59V116L56 115V116L62 118L61 121L59 120V122H60L59 124H62L63 128L61 130L64 133H67L68 136H71L72 138L76 139L78 144L83 145V147L86 146L87 148H91V147L96 145V144H93L94 142H96L95 140L100 141L101 143H99V144L102 145V141H103V143L105 141L109 142V141L113 140L112 138L115 135L118 136V134H123V133L126 134V132L127 133L129 132L131 134L132 128L129 129V127H130V122H131L132 118L134 117V115L138 114L141 111H144L145 108H149L151 105L152 106L155 105V106L158 107V105H162L160 102L164 101L162 99H161V101H157V102H154L152 99H150L149 101ZM25 101L26 100H24V102ZM67 101L70 102V99L67 100ZM76 101L78 102V104L76 103ZM123 101H122V103H123ZM186 101L189 102V103H187L188 107H184V106L182 107L181 104L184 102L183 104L185 105ZM1 102H4V101L1 100ZM11 102H13V101H11ZM31 102H33V101H31ZM16 104H17V102H16ZM91 104H93V102ZM187 104H186V106H187ZM20 105H23V104H20ZM93 105H95V104H93ZM179 105H181V107L178 108ZM36 106L37 105H35V107ZM91 106H89V108ZM6 107H7V104H0V109H4ZM10 107H12V109L17 111V112L20 111V107L19 106H16V105L12 106L11 105ZM24 107H26V106H24ZM24 107H22V108H24ZM213 107H215V106H213ZM36 108H38V107H36ZM97 108H98V106H97ZM97 108L95 106V109H97ZM152 108L155 109L156 107L155 108L152 107ZM95 109H93L92 112L95 111ZM214 110H212V111H214ZM5 111H7V110H5ZM126 111H127V108H126ZM146 111L148 112V109ZM146 111H145V113H146ZM161 111H162V109L160 108L157 112L154 111V113H152V114L150 113V115H151L150 118H149L150 121H153V123H155L158 120H160L159 119V114H160ZM96 113H98V111ZM114 113L115 112H113V114ZM124 114L126 115V113H124ZM142 114H143V112H141V115ZM216 114L217 113H215V116L218 115V114L217 115ZM147 115H148V113H147ZM147 115H146V118L148 117ZM226 115H227V117H226ZM72 116H75L77 118L72 117ZM114 116L115 115H113V117ZM137 116H135V117H137ZM218 117L219 116H217V118ZM221 117H219V118L221 120H223ZM139 118H141V117H139ZM219 118L217 119L218 122H219ZM240 119H242V117ZM94 120H95V117H94ZM146 120L147 119H145L143 121L140 120V122L137 121L138 122L137 129L136 128L135 129L137 131H139V132L144 130V126H145L144 121L146 122ZM211 120H212V118H211ZM245 120L242 119L241 121L243 122ZM100 121H102V120H100ZM150 121H149V124L151 123ZM166 121H168V119H166ZM48 122H50V121H48ZM247 122H244V123L246 124ZM165 123L166 122H164V124ZM211 123L214 124L215 122H211ZM246 125L248 126V124H246ZM152 126H154V125H152ZM163 126H165V125H163ZM203 126H206V125H203ZM214 127H212V128L214 129ZM148 129H151V128H148ZM202 129H204V128H202ZM163 131H161V132L163 134H165V130H163ZM201 131H198V132L201 133ZM142 132H144V131H142ZM134 133H135V131H134ZM134 133H132L133 136H134ZM141 133H140V135H141ZM162 133H161V135H163ZM252 133H250V134H252ZM195 134H197V133H195ZM126 135H128V134H126ZM161 135L159 133L160 137H162ZM180 135H178V137ZM64 136H65V134H64ZM123 136H124V134H123ZM130 136H132V135H130ZM141 136H144V135H141ZM166 136L168 137L167 133H166ZM172 136H175V135H172ZM172 136H169L170 137L169 139H171ZM176 136H177V134H176ZM176 136H175V139H177ZM192 136H194V135H192ZM195 137H196V135H195ZM114 138H116V137H114ZM157 138L158 137H156V139ZM181 138H179V139H181ZM204 138H206V137H204ZM175 139H174V141H175ZM92 140H94V141H92ZM91 141L93 142L92 143L93 146L90 144ZM169 141H171V140H169ZM113 142L114 141H112V143ZM208 142H206V143H208ZM115 143H113V145ZM111 144H110V147H111ZM174 144L176 145V143H174ZM178 144H179V142H178ZM97 146H95V147H97ZM102 146H104V145H102ZM116 146H118V143H116ZM175 147L177 148V146H175ZM97 148H99V147H97ZM168 148H169V146H168ZM196 148H197V150L199 152L200 149H198V147H196ZM170 149H172V148H170ZM116 150H117V148H116ZM191 150L194 151L193 148H191ZM197 150L195 152H193V151L187 150V147H186V149H183V148L182 149H175L174 148V150H172L173 152H171V151L168 152V149H167V150H163V151H165L163 154L159 153L160 151H158V152L156 151V153H154V155L158 153L157 155H155L153 157H152L151 154L150 155L153 158L152 160H156L157 159L155 161V162H157L156 164H158V163L160 164V158H163L162 157L163 155L164 156L168 155V157H172L175 154V156H173V157L178 158V161L180 162V163L178 162L179 168H181L180 167L181 162H183V160H190V159L192 160L193 159L192 155L194 153L195 154L198 153ZM94 151H97V150H94ZM109 151H110V149H109ZM109 151L107 150L106 152H109ZM84 152H85V150H84ZM84 152L82 151L81 153H83V155L82 154H80V155L84 156ZM93 152H91V153H93ZM240 152H236V154L240 153ZM76 153H75V155L77 156ZM87 153H89V152H87ZM68 154H66V155H68ZM110 154H112V153H110ZM260 154H262V153L259 152V155ZM263 155H264V152H263ZM263 155L262 156L252 157V158H251V155H250L249 156L251 158V159L249 158L250 159V165H249V163H247L249 165L248 166L249 167L248 170L246 169L247 171H245L240 176L238 175L233 180H231L232 179L231 178V179H229V181H227L228 179H226V181H223V180L221 181L220 180L219 182H217V184H215V189L212 191V198L211 197L210 198L213 199V196L216 195V198L214 197L215 199H217L216 201H218V200H222L223 201V199H225V198L228 199L227 198L228 196L230 197L231 193H228L229 191H234V192L238 193V190L240 191L241 187H242V189L244 188L243 190L246 191L242 195V196H244V201L241 202V203H243V206L245 204L254 206L255 205L254 202L258 201V200L261 201V203H262V200H263V203H264V156ZM69 156H72V155L69 154ZM95 156L96 157L98 156V160L100 161V163H101V160L103 161V158L100 157V159H99V155L96 154V155H94V157ZM108 156H110V155H108ZM113 156H115V155H113ZM113 156H111V157H113ZM200 156H202V155H198V157H200ZM253 156H255V155H253ZM86 157H84V158H86ZM61 158H60V160H61ZM110 158H108L107 160L110 161L109 160ZM146 158H149V157L147 156ZM146 158L144 157L143 159H146ZM194 158H195V155H194ZM201 158H199V160ZM238 158H239V155H238ZM240 158H241V156H240ZM95 159H93V160H95ZM104 159H106V157ZM114 159L116 160L117 158H114ZM62 160H64V159H62ZM76 160H75V162H76ZM87 160L86 161L83 160V161L85 163H87V164H88V162L89 163L93 162L92 159L91 160L89 159V161H87ZM98 160H96L95 163ZM111 160H113V159H111ZM199 160H197V161H199ZM83 161H82V163H83ZM146 161H147V159H146ZM149 161H147V163ZM65 162H64V164H65ZM152 162L153 161H151L148 165H152ZM165 162H167V161H165ZM168 162H169V160H168ZM191 162H190V165H191ZM195 162H196V160H195ZM66 163H68V162H66ZM69 163L71 164L72 162H69ZM112 163H114V162H111V164ZM139 163H140V160L138 161L137 164H139ZM141 163L144 164L146 162H144V160H143V161H141ZM171 163H172V159H171V161L169 163L170 166H171ZM173 163L175 164V162H173ZM64 164H61V165L63 166ZM111 164H109V165L112 166ZM195 164H193L192 166H190V165L189 166L193 167V166H195ZM61 165H59V168L62 167ZM161 165H162V167H164L163 164H161ZM161 165H160V167H161ZM184 165L185 164H183V166ZM55 166H56V163H55ZM97 166L95 167L96 169H97ZM143 166H145V165H142V167ZM147 166H145V167H147ZM56 167L58 168V166H56ZM91 167L92 166H89L90 169H91ZM134 167H136V169H137L136 163H135ZM138 167H140V166L138 165ZM145 167H143V168H145ZM153 167H152V169H153ZM172 167H173V170H175L178 167V165H177L176 168L173 165H172ZM201 167H203V166H201ZM49 168H50V166H49ZM82 168H83V166H82ZM98 168H100V165H99ZM168 168H169V166H168ZM170 168L168 170L171 171ZM43 169H44V167H43ZM68 169H66V171ZM84 169H86V167ZM84 169H82V170H84ZM138 169H140V168H138ZM189 169H191V172L188 171V170L185 171L186 169H180V170L177 169V171L173 172L172 174H171V172L173 170L171 172L166 170L167 172H170V173L166 174V175H168V179L166 178L167 180L166 179H162V180L163 181L164 180L168 181V183H170V188L172 186H174V188H176V186H179V185L182 186L185 183V182H183V177L187 176L189 178L190 176H192L191 175L192 174V168H189ZM46 170H47V172H51L52 173V170L48 171V168ZM46 170H44V171H46ZM57 170L58 169H56V171ZM61 170H58V171L61 172ZM72 170H75V169L72 168L70 170L71 173H72ZM76 170H77V168H76ZM87 170L85 172H87ZM33 171L35 172L34 169H33ZM40 171H42V169H40ZM81 171L79 170V172H81ZM147 172H149V171H147ZM184 172H190L189 173L190 175L188 176V173H187V175H185ZM93 173H94V171H93ZM145 173H144V175H145ZM159 173H160V171H159ZM46 174H49V173H46ZM64 174H66V173L64 172ZM68 174H70V173L67 172V175ZM74 174H76V172ZM35 175H36V177H38L37 175H41L42 176L43 173L38 171L37 174L35 173ZM35 175H34V173L32 174L33 178H34ZM49 176H52V175L50 174ZM80 176L82 177V176H86V175H84L82 173V175H80ZM152 176H153V173H152ZM71 177H72V175H71ZM77 177H79V176H77ZM21 178L18 179L16 181V183L13 184V186H12V187L18 188V191H19V189H20V191L24 190L23 186L26 183L25 182L23 184L22 183V179H24V178H22V179ZM47 178H49V177H47ZM63 178H65V177H63ZM83 178H85V177H83ZM40 179L41 178L39 177L38 180H40ZM45 179H43V180L45 181ZM69 179H71V178H69ZM62 180L63 181L59 182V184H58V189H63V190L66 191V190H70V189L74 188L73 186H77V185L80 186V185H83V184H86V183L88 184V182L91 179L87 180V182H85L83 180H81L82 182H79V181L75 182L76 180H78V178L75 181L72 180V179H71V181L70 180L66 181V179H62ZM26 181H27V179H26ZM29 181H30V179H29ZM120 182H122V181H120ZM182 182H183V184H181ZM190 182H193V181L190 180L188 182V185H189ZM29 183H32V181L29 182ZM146 183L147 182H145V184ZM33 184H35V183L33 182ZM42 184H44V183L42 182ZM153 184L155 186L157 185V184L152 182V185ZM191 184H193V183H191ZM30 185L28 186V188L26 189V192L24 193L25 196H33L34 197L35 194H36V196L38 197L44 190L47 189V186H48V185H41V184L39 186H34V185L30 186ZM36 185H37V183H36ZM21 186H22L23 189L21 188ZM26 186H25V188H26ZM159 186L157 188L158 190H159ZM165 186H166V184H165ZM168 187L169 186H167V189H169ZM78 188H75V189H78ZM81 188L85 189L84 187H80L79 189H81ZM141 188H143V187H141ZM147 188L143 189V193L147 192L148 195H149L150 192L152 194V192L154 190H156L155 189L156 187L155 188L149 187L150 190L153 188L152 189L153 191H149ZM174 188H173V191H174ZM177 188H180V186L177 187ZM79 189L77 191H79ZM158 190H156L155 192L159 193L160 190L159 191ZM191 190H193V189L191 188ZM70 191H72V190H70ZM177 191H178V189H177ZM80 192H81V190H80ZM85 192H86V190H85ZM136 192H138V191H136ZM234 192H233V194H235ZM20 193L21 192H19V194ZM44 193L47 194V192H44ZM72 193H73V191H72ZM141 193H142V191H141ZM190 193H192V192L190 191ZM213 193H215V195H213ZM227 193L230 194V195L226 196ZM37 194H39V195H37ZM144 194H142L143 197H144ZM21 195H19V197ZM239 195L236 196V198L239 197ZM151 197H153V196H151ZM34 198H36V197H34ZM14 199H12L13 200L12 202H14L16 200V199L15 200ZM31 199H33V198L29 197V199H28V197H27L24 201L27 202V200H31ZM22 200H23V197H22ZM2 201L8 202L9 200L7 201L6 199H4V200L0 199V204H1ZM24 201L22 203L23 206H24ZM239 201L240 200H238V203H239ZM259 201L257 203L260 205ZM12 202H10V203H12ZM16 202L13 203V204L16 205ZM201 204H199V205H201ZM214 204H216V203H213V202L212 203H210V202L208 203V200H207L206 204L204 202V205L203 206L201 205L202 206L201 208H199V206H196L198 208L197 210H199V209L200 210L199 211L196 210L197 211L196 212L195 211L196 208H195L193 210L192 214H194V212L196 214H198V217H197V215L194 214L195 217L198 218V220H197V218L192 219L194 215L191 216L190 214H187V212H186L185 213L186 215L184 214L185 215L184 218L182 216L183 214L180 215V217H179V215H176L177 218H175L172 215L174 219H178V217H179V219L182 220V221H180L178 219L179 221L178 222L176 221L177 223H175L174 222L175 220H173V222L176 225L177 224L179 225L180 224L179 222L182 223L183 219H184L185 222L183 224H180V226L182 225V230H180V229L179 230L180 231H184V232L185 231H191L192 228L194 227V224L200 221L199 218L201 217V219H202V217L205 216L203 214L208 213V214H210V216H213V214L215 213V211L217 209V207H215V206H217V205L221 206L220 204H216V205H214ZM221 204H222V202H221ZM2 205L3 206L5 205V209L6 210L3 208V206L0 205V207L3 208V210H5V211H9L11 209V207H9V205H7L9 210H8V208H6V204H2ZM25 205H26V203H25ZM235 205H237V203ZM261 205H264V204H261ZM20 206H22V205H20ZM13 207H12V209H13ZM213 207H215V209H213ZM222 207H224V205H222L221 208ZM16 208L20 209L19 205L14 207L13 213L17 210ZM218 208H220V207H218ZM242 208H244V207H242ZM190 210L192 212V209H190ZM211 210H213V211L215 210V211L214 212L212 211L213 213H211ZM0 211H2V210H0ZM10 211H9V213H10ZM39 211H40V209H39ZM240 211H243V210H240ZM246 211H248V210L246 209ZM250 211L251 210H249V212ZM260 211H262V210H260ZM165 212H168V210L165 211ZM218 212H219V210H218ZM188 213H190L189 209H188ZM258 213H259V211H258ZM199 215H201V216H199ZM172 216H171V218H172ZM206 216H205V219H207ZM214 216H216V215H214ZM10 217H9V220H11ZM129 217L131 218V216H129ZM12 218H14V216ZM171 218L169 217L168 220L170 219L172 221ZM0 220H2V219H0ZM196 220H197V222H196ZM220 220H221V218H220ZM256 220H257V218H256ZM67 221H68V218L65 221H63L62 224H65V223H66V225L69 224V223H67ZM171 221H170V223H171ZM238 221H239V219H238ZM257 221H259V219ZM5 222L7 223V220ZM166 222H167V220H166ZM71 223H72V221H71ZM205 223L208 225L207 222H205ZM175 224H172L171 226L175 227L176 226ZM206 224L203 225V226L204 227L207 226ZM77 225L75 224L74 227L76 228ZM210 225H211V223H210ZM210 225H208V226H210ZM67 226H69V225H67ZM134 226H135V224H134ZM137 226H138V224H137ZM237 226H239V225H237ZM139 227H141V226L139 225ZM163 227H165V226H163ZM199 227H200V224H199ZM204 227L200 228V230L204 229ZM119 228H125V227H122V224H121V227L119 226L118 230H119ZM159 228H160V226H159ZM159 228L157 227L156 229L158 230ZM195 228H196V231H197L198 230L197 229L198 228V224H197V227H195ZM65 229H66V227H65ZM149 229L152 230V228H149ZM153 229H155V228H153ZM116 230L113 231V232L115 233ZM161 230H162V228H161ZM171 230H173V228ZM131 231L134 232L133 230H131ZM175 231H176V229H175ZM127 232H129V230ZM124 233H126V231ZM134 233H137V232L135 231ZM206 233H208V232H206ZM126 234H125L124 237H128L129 236V234H128V236ZM195 234L192 233V235L194 237H195ZM114 235H116V234H114ZM118 235H120V234H118ZM163 235L164 234H160V232H157V231L156 232L147 233V234H144V235L142 233V235L139 236L137 239L135 238L136 241L132 242L133 243L132 244V248L131 247L129 248L130 245L128 246V248L130 250L131 249L134 250L133 252H131V254L134 253V252L137 253L136 250L139 248V246H141V243H143L144 241L148 242L150 240L151 241L150 245H152V244L154 245L155 243H153V242L154 241H158L159 239H161ZM167 235L168 236L169 235L172 236L173 234H169L168 233ZM137 236H135V237H137ZM119 237H121V236H119ZM122 237H121V239H123ZM172 237H174V236H172ZM187 237H185V238H187ZM131 238H129V239H131ZM256 238L257 237H255V239ZM126 239H124V240H126ZM255 239L252 238V239L248 240L249 243L246 240L245 241L246 243L241 245L242 243H244V240L242 239V240L239 241V243H241L240 244L241 246L238 245L239 243H237V244L235 243V246L238 245V246H240L243 249V251H242V249L241 250L239 249L240 251H242V255H248L249 253H253L255 255L257 252L260 251L259 250L260 249V243H262V242H260L261 240L256 242L258 239L257 240H255ZM124 240H123V242H124ZM132 240H133V238H132ZM152 240H153V242H152ZM164 240H165V238L163 239V242H164ZM202 240H201V242H202ZM206 240L204 239L203 243ZM215 240H217V239L215 238ZM121 241L119 240V242H121ZM220 241H219V243L216 244V246L218 244H223V243H221L222 241L221 242ZM223 241H225V240H223ZM90 242H88V243H90ZM123 242H121V243H123ZM158 242H156L157 245H158ZM167 242H169V241H167ZM176 242L177 241L173 242V244L174 243L176 244ZM185 242L186 241H184L182 244H184ZM193 242H195V241L193 240ZM171 243H172V241L170 242V244ZM211 243H212V241L210 242V245H211ZM145 244H147V243L145 242ZM159 244H161V243H159ZM164 244H166V241L164 243H162V245H164ZM82 245H83V243H82ZM167 245L169 247V244H166V246ZM184 245L186 246V245H189V244L187 243V244H184ZM200 245L203 246L204 244L202 245L200 243ZM227 245L225 246V244H224L223 248H225V247L228 248L230 244L228 246ZM232 245H231V248H234V247H232ZM144 246L145 245H143V247ZM158 246H159L158 247L159 250L163 251V248L165 249V246H160V245H158ZM170 246H172V245H170ZM216 246H215L214 249H216L217 247H218L217 250L221 248V245L217 246V247ZM85 247H86V243H85ZM96 247H97V243L93 242V243L89 244L85 248V251H87V252L88 251H93V250L96 249ZM143 247L141 246L140 248H143ZM182 247H184V246H182ZM110 248H111V246H110ZM146 248L147 247L145 246L144 249H146ZM229 248L227 250H229ZM171 249L173 250V248H171ZM202 249H205V247L204 248L202 247ZM234 249H236V248H234ZM107 250H109V249H107ZM110 250H109L108 253H110ZM141 250L142 251L138 252L139 254L141 252L142 253L144 252L143 249H141ZM227 250H226V253H224L225 251L222 252V253H223L225 259L228 260L230 258H233L234 255L231 256L230 254H232V253H229V256L228 255L226 256L225 254H227V252H228ZM236 250H235V252H237ZM167 251H168V249H167ZM186 251H187V249H186ZM200 251L202 252V250H199V252ZM207 251H209V249H207ZM212 251H213V248H212ZM231 251L229 250V252H231ZM115 252L117 254L118 251L115 250ZM122 252H123V249H122V251L120 250L121 254H122ZM148 252L149 253H151V252L155 253L156 249L151 248V249L148 250ZM159 252H161V251H159ZM182 252H185V250L182 251ZM190 252L191 251H189V253ZM106 253H107V251H106ZM136 253H134V254H136ZM138 253L136 255L140 258V255H138ZM154 253H153V255H154ZM158 253H157V255H159ZM170 253H172V252H170ZM180 253L181 252L177 253V255L178 256H182V255H179ZM215 253H217L216 250H215ZM111 254L112 253H110V255L109 254L108 255L111 256ZM129 254L127 253L126 254L127 256L125 255L124 258L128 257L130 259V257H131L132 260H134V258L135 259L138 258L134 254L131 255V256H129ZM188 254H186V256ZM105 255L106 254L104 253L103 256H105ZM153 255H152V257H153ZM109 256H108V258H109ZM112 256H113V254H112ZM116 256L117 255H115V258H116ZM121 256H123V255H121ZM121 256L119 257L120 259H121ZM132 256H135V257L132 258ZM162 256L159 259V261H161V259L164 257V256L163 257ZM178 256L176 257L177 260H179ZM146 257H148V256H146ZM149 257H150V254H149ZM154 257H155V255H154ZM167 257H168V255H167ZM173 257L174 256H172V258H170V259L172 260ZM187 257L194 259L193 255H192V257H190V255L187 256ZM187 257H184V255H183L181 257V260H183V258L185 259ZM253 257H255V256H253ZM128 258H127V260L126 259H123L122 261L120 260L119 264H129V263H131V261H129ZM176 258L174 257L173 260H175ZM198 258H197V260H198ZM244 258H242V259H244ZM251 258L252 257H250V259ZM200 259L201 258H199V260ZM221 259L224 260V263L222 262L223 264H225V263L232 264V261H230V260L227 262V260L225 261L224 258H221ZM105 260H106V258H105ZM112 260H108L107 259V264H109V261H112ZM154 260H155V258H154ZM163 260H164V258H163ZM181 260H179V261L182 262ZM100 261H102V260H100ZM159 261H157V262H159ZM213 261H214V259L212 260V262ZM221 261H219V259H218V264ZM103 262H105V261L103 260ZM209 262L212 263L211 261H209ZM214 262H216V259H215ZM112 263L110 262V264H112ZM117 263L118 262H117V259H116V264ZM136 263H138V262H136ZM153 263H154V261H153ZM159 263L162 264L163 262L162 263L159 262ZM166 263H168V262H166ZM184 263H187V262H184ZM204 263H205V261H203V264ZM114 264H115V262H114Z\"/></svg>","mask_w":264,"mask_h":264}]
</instances>
